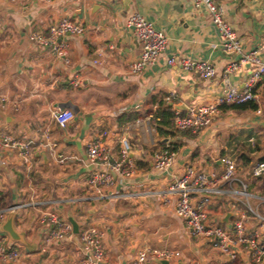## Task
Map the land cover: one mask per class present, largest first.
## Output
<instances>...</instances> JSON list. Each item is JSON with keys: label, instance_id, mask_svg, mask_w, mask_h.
<instances>
[{"label": "crops", "instance_id": "1", "mask_svg": "<svg viewBox=\"0 0 264 264\" xmlns=\"http://www.w3.org/2000/svg\"><path fill=\"white\" fill-rule=\"evenodd\" d=\"M217 3L244 52L259 48L264 42V0ZM133 13L168 38L157 61L141 72L130 69L141 55L140 43L127 26ZM62 18L85 28L83 33L61 37L68 60L29 37L32 32L47 34ZM172 57L210 60L216 73L205 77L197 70H184L179 61L169 63ZM260 57L264 60V50ZM238 59L224 48L207 9L196 8L190 0H0V124L29 144L28 155L21 146L0 150V208L17 206L10 210L17 212L15 226L33 243L13 239L1 228V220L0 241L15 244L20 254L0 259V264H74L84 255L79 233L88 224L103 231L108 264H124L144 247L177 249L180 254L170 259L172 263L225 264L228 253L209 237L193 233L178 215L176 195L164 199L151 191L169 185L189 165L220 172L223 154L235 152L239 171L255 194L250 201L264 213V174H252L253 165L264 160V76L254 88L257 108L222 107L215 120L198 132L174 128L161 135L151 119L161 99L172 110L186 112L229 89L244 88L253 66L225 72L227 64ZM56 108L73 109L74 118L67 126L52 121ZM131 113L139 116L124 122L123 115ZM50 121L53 149L43 137ZM103 128L127 133L137 168L129 176H119L111 187L121 195L75 200L94 194L89 177L99 167L87 160L86 140ZM251 137L257 138L255 145ZM171 144H176L174 160L157 168L155 152ZM205 207L211 220L232 233L235 220L246 214L247 229L258 230L264 241V224L245 198L217 193ZM44 210L77 222L79 231L68 238H49L52 225L40 221ZM234 247L238 264H264L253 263L243 245ZM152 259L162 264L159 258Z\"/></svg>", "mask_w": 264, "mask_h": 264}, {"label": "built area", "instance_id": "2", "mask_svg": "<svg viewBox=\"0 0 264 264\" xmlns=\"http://www.w3.org/2000/svg\"><path fill=\"white\" fill-rule=\"evenodd\" d=\"M44 1L53 2L55 0ZM190 1L196 8L203 6L207 9L220 33L224 48L230 53L239 55L238 60H232L227 64L225 72H235L247 64L253 66L244 88L229 89L212 101L189 107L186 112H182L180 109L174 110V121L177 129H189L198 132L215 120L223 104L257 98L253 88L264 76V60L260 57L261 50H264V42L257 49L244 52L241 39L229 22L225 20L224 10L217 3V0ZM127 26L134 31L141 46V55L131 63L130 69L133 72H141L148 65L157 61L167 47L168 38L163 31L158 30L152 22L146 20L139 13H133L128 17ZM84 30L83 24L69 18H62L49 27L47 34L32 32L29 37L30 40L50 48L65 60H68V49L66 44L61 41V37L67 34H80ZM102 55L100 53V57ZM178 61L184 70H197L205 77H213L216 73L215 66L210 60H195L190 57H172L169 59L170 64H175ZM166 98L169 100L171 94L167 95ZM74 115L75 113L71 108H56L51 112L52 121L61 127L67 126ZM52 126L53 123L50 121L43 128L44 143L51 149L55 147ZM256 139V137L250 138L253 145L256 144ZM13 146H21V152L24 155L29 154V144L15 138L0 124V150L11 149ZM131 149L132 142L123 129L112 132L108 128H103L88 138L86 140L87 160L90 164H96L99 167L89 177V182L94 188V194L78 196L75 200L100 198L111 194L121 195V192H112L111 187H113L119 176L126 177L135 172L137 168L136 161L131 156ZM175 155V150L169 147L161 148L154 154V164L157 168H165L171 164ZM64 159L62 157L60 160ZM221 160L223 169L220 172L207 171L189 165L182 173L174 177L169 185L151 192L158 193L164 199L176 195L178 215L185 220L193 233L209 237L214 246L228 253L229 260L225 264H238L239 254L234 245L239 244L246 249L253 263H264V241L261 240L258 230L247 229L246 214L235 220L234 233H232L225 226L211 220L205 207L217 193H227L236 197L241 196L246 199V205L253 215L259 219L261 224H264V213L259 212L250 204V198L255 194L248 189L247 182L239 171L237 154L235 152L225 153ZM252 174L254 176L264 174V160H260L253 165ZM23 205L19 204V206ZM16 207L8 205L0 208V221L5 219L8 212ZM40 221L52 225L49 238H68L75 233L73 223L57 211H42ZM79 234L84 255L74 264H108L103 243V231L94 224H88L80 229ZM18 253L19 249L15 244L0 241V259H16ZM179 254L180 252L177 249L144 247L140 248L124 264H155L152 258L172 259Z\"/></svg>", "mask_w": 264, "mask_h": 264}, {"label": "trees", "instance_id": "3", "mask_svg": "<svg viewBox=\"0 0 264 264\" xmlns=\"http://www.w3.org/2000/svg\"><path fill=\"white\" fill-rule=\"evenodd\" d=\"M254 88L253 90L255 92ZM226 106H229L234 109H239V110L248 109V108L255 109L258 107V103L256 99H248L242 102L225 103L222 105V107H226ZM126 115L127 114L123 115V118H122L124 122L136 119L139 116V113H131L130 115H127V116ZM174 115H175V112L174 110H172L171 106L168 104H165V101L161 99L158 103V108L155 112V115L151 119V122L153 125L157 127L161 135L167 134L172 129L176 128L175 121H174ZM162 144L166 145L167 143L164 142ZM168 147L170 149L175 150L176 144H171ZM239 162L242 163V157H239Z\"/></svg>", "mask_w": 264, "mask_h": 264}, {"label": "water", "instance_id": "4", "mask_svg": "<svg viewBox=\"0 0 264 264\" xmlns=\"http://www.w3.org/2000/svg\"><path fill=\"white\" fill-rule=\"evenodd\" d=\"M17 212L15 210H12L9 212L6 219L1 221V228L5 231H8L13 239H19L23 242H25L29 246H33V243H30L25 236L24 231H20L15 226V216ZM74 224V230L77 232L79 231L77 222L73 221ZM160 261L162 264H181V263H172L170 259L168 258H161Z\"/></svg>", "mask_w": 264, "mask_h": 264}, {"label": "rangeland", "instance_id": "5", "mask_svg": "<svg viewBox=\"0 0 264 264\" xmlns=\"http://www.w3.org/2000/svg\"><path fill=\"white\" fill-rule=\"evenodd\" d=\"M250 204H251L254 208H256V205L253 203V200L250 201ZM259 212H261L260 209H259ZM18 245H19V244H18ZM19 246H20V245H19ZM18 249H19V253H18L17 257H18L19 254H20V248H18Z\"/></svg>", "mask_w": 264, "mask_h": 264}]
</instances>
